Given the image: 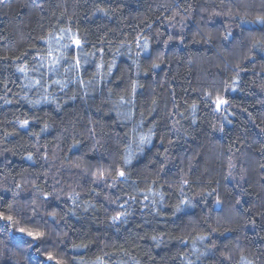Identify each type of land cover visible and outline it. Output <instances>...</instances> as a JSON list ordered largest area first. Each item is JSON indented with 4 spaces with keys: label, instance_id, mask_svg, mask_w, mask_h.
I'll return each instance as SVG.
<instances>
[{
    "label": "clouds",
    "instance_id": "1",
    "mask_svg": "<svg viewBox=\"0 0 264 264\" xmlns=\"http://www.w3.org/2000/svg\"><path fill=\"white\" fill-rule=\"evenodd\" d=\"M196 9L199 19L194 21L195 30L190 32L189 21ZM217 17L226 18V22L222 26L210 27ZM258 17H264V0H192L185 4H177V0H151L146 13L125 19V22L128 19L133 22L129 25L133 33L139 32L141 47L137 48L134 35L130 37V46L129 38L109 45L111 58L107 54L97 58L105 65L102 76L101 70L96 68L85 71L82 77L81 69L89 61L82 63L77 70L70 67L72 56L67 55L65 61L69 72L64 77V86L58 92L47 93L41 87L35 94L40 98L47 95V100L35 103L37 99L30 94V89L23 86L12 99L6 92L0 94V101L5 104L20 103L22 108L24 104L29 106L26 111L13 112L11 120L5 118L0 121V212L15 216L18 221L15 227L26 224L43 230L45 239L38 243L47 245L51 241V250L61 257L64 264L94 262L78 259L67 251L69 247L79 249L82 247L78 246L84 244L83 241L77 243L70 235L73 219L89 212L93 217L101 213L99 223L105 226L104 232L124 236L127 232L125 222L137 214V209L145 208L147 212L141 211L139 215L152 230L146 228L142 233L125 238L129 250L122 253L128 257L124 264H129V261L131 264H152V248H138L135 256L131 253L132 245L138 244L141 239L150 241L153 248L171 241L186 247L185 236L206 237L204 246L222 257L223 264H238L236 255L239 248L218 246L213 237L240 224L242 218L238 220L232 215H219L217 202L205 203L207 196L198 190L202 181L193 178L187 183L185 191V172L190 168L191 161L186 164L181 156L177 162V157L171 152L174 145L169 137L171 130L182 127L181 120L189 119L187 112L193 104L192 92L206 101L205 93L209 89L212 94L224 90L217 87L220 83L218 78L209 80L198 75L194 80L190 79L189 66L205 54L185 49V41L191 38V42L211 43L213 49L219 52L225 44L232 46L229 37L233 28L264 27L253 23ZM250 37L251 33L245 39ZM253 49L252 44L246 51L241 49L228 59L226 67L230 65L232 74L239 75L243 61L255 54ZM258 49L264 54V50ZM120 57L126 59L121 61ZM129 59L131 63L127 62ZM165 63L176 67L169 69L168 76L161 78L159 65ZM117 68L119 71L113 76ZM117 77L123 83L113 87ZM174 81H183L182 94L179 88L175 92L171 89ZM261 87L264 89V83ZM177 95L188 100L187 107L180 104L184 114L177 107ZM112 97H123L131 119L115 114ZM70 101L75 108L72 114L66 107ZM23 121H28V124H23ZM141 133H150V142L139 149L135 158L126 160L129 145ZM157 134L161 143H167L163 152L153 144ZM260 150L264 151V146ZM17 156L21 162L13 163L12 158ZM121 169L125 171L123 178L118 175ZM174 176L179 179H173ZM220 179L227 177L222 175ZM141 193L144 194L142 198ZM153 193H156L155 200ZM124 197L128 199L124 200ZM184 200L189 203L184 205ZM121 201L127 204L123 209L127 215L113 222L112 217L122 210ZM163 217H174L167 224L176 225V231L169 227L161 233L159 224ZM0 229L32 247V242L25 236L11 232L7 223H0ZM246 239V236L243 237V240ZM116 247L114 242H106L100 253L110 256V250ZM176 255L179 256L180 252ZM145 256L149 259L144 260Z\"/></svg>",
    "mask_w": 264,
    "mask_h": 264
},
{
    "label": "trees",
    "instance_id": "2",
    "mask_svg": "<svg viewBox=\"0 0 264 264\" xmlns=\"http://www.w3.org/2000/svg\"><path fill=\"white\" fill-rule=\"evenodd\" d=\"M186 2L191 3L192 0H177V4ZM150 4L151 0H0V94L6 92L9 99H12L23 86L30 89V94L35 99L40 98L35 95L39 88L26 87L28 81L23 74L16 71V66L36 64L48 48L46 41L49 33L65 36L61 43L69 44L66 50L69 56L79 54L83 58L84 53L95 50L94 56L87 57L89 63L81 69V76L83 77L85 71L96 70L97 64L102 63L97 58H102L106 54L111 58L109 45H114L117 41L124 42L125 38H129L130 46L131 36L139 38V32L133 33L129 26L133 22L130 19L125 22V19L146 13ZM197 19H199L198 9L194 10L193 19L189 21L190 32L195 30L194 21ZM225 22L226 18L217 17L209 26H222ZM140 27L143 28L144 25ZM61 29H70V32L61 33ZM72 33L77 34L82 40V48L77 49L67 39ZM249 33L251 37L245 39ZM241 40L243 43H240ZM253 40L264 42V27L233 28L229 37L232 46L225 44L219 52L213 49L211 43L191 42V38L185 41L183 45L185 49L203 51L205 54L203 57H197L189 66L190 79L194 80L198 75L209 80L218 78L220 83L217 87L225 89L226 83H232L238 77L239 84L234 90H218L212 94L214 98L219 93L229 101L226 111H216L211 99L202 100L198 93L192 92L191 101L197 105L195 122L190 109L187 112L189 119L181 120L182 127L171 130L169 137L174 145L171 152L177 157V162L179 163L181 156L185 158L186 164L191 161L190 168L185 172L187 177L185 181L189 183L193 178L202 181L198 190L203 191L207 196L205 203H215L219 199V215H232L238 220L242 218L240 224L234 225L226 232L217 233L218 239L213 237L218 246L232 245L239 248L236 255L238 264H240L241 255L253 264H264V151L260 150L264 146V89L261 87L264 83V70H262L264 54H261L258 48L253 49L255 54L243 61L239 75L232 74L230 65L226 67L228 59L241 49L246 51L247 47L253 44ZM53 46H56L55 41ZM171 48L172 46L169 45L170 50ZM33 57H36V60ZM125 59L126 57H120L121 61ZM127 62L131 63V60ZM64 67H67V61L62 62L57 72H50L46 67L40 69L45 73L46 83L51 85L48 92L59 91L60 87L52 84V81L64 79L67 75L63 73ZM159 67L162 69L160 76L163 78L168 76L169 69L176 65L165 63ZM118 71L119 68L112 75L116 76ZM29 75L40 77V73H29ZM122 83L117 77L113 81V87ZM182 85L183 81H174L171 89L175 92L179 88L182 94ZM207 93H211V89L205 95ZM176 100L177 107H180V104L188 106L187 98L181 99V95H177ZM117 101L118 97H112L111 105L115 114H117ZM28 107L27 104H24L22 108L20 103L5 104L0 101V121L5 118L11 120L13 112L26 111ZM66 107L70 114L75 112L73 102L70 101ZM120 109L127 111L125 105L120 106ZM171 110L174 111V109ZM180 112L184 114L183 107H180ZM15 138L14 136L13 139ZM160 139L157 134L153 144L157 145L160 152H163L167 143H161ZM132 149L133 158H135L139 154V149L135 144H132ZM12 162H21L20 157H13ZM229 172L231 175H228ZM242 174L243 179H241ZM222 175L227 179L221 180ZM173 179H179V177L174 176ZM187 183H185V191H187ZM165 190H167L166 187ZM143 195L141 193V198ZM184 198L187 199L186 196ZM127 199L128 197H124V200ZM143 202L147 203V201ZM121 204L127 207L124 201H121ZM141 211L147 212V209H137V214L125 222L124 229H127V232L124 236H113L112 233L104 232L105 226L99 223L101 213L93 217L89 212L73 219V231L70 235L77 243L83 241L86 247L79 249L69 247L68 253L78 259L95 261L97 257H102L107 264H124L128 257L123 256L122 253L129 250L125 238L142 233L146 228L149 231L152 230L143 222L144 218L139 215ZM4 214L7 215V213ZM13 217L17 224V218ZM169 219L174 217L161 218L159 224L161 233L169 227L176 231V225L167 224ZM0 223L6 222L0 220ZM20 227L44 232L26 224H19V227L10 226L11 232H15L18 236H25L32 242V247H29L27 243L6 235L0 229V264H55V261L47 259L49 254L61 259L55 251L51 250V241L47 245L38 243L45 239V235L40 240H33L26 233L18 232L17 229ZM177 234L180 233L177 232ZM245 236L247 239L243 240ZM193 240L196 241L195 246H193ZM184 241L186 247L178 246L177 241H171L153 248L150 241L141 239L138 244L134 243L130 250L135 256L138 248L146 246L152 248L150 257L152 264H187L188 260H191L193 264H218L219 260V264H223L222 257L213 254L204 246L205 241L187 236L184 237ZM106 242H114L117 245L115 249L110 250L112 253L110 256L100 253V249ZM194 249H198V252ZM178 251L179 256L176 255ZM184 253L188 255L185 256ZM148 259V256L144 257V260ZM129 264H131L130 261Z\"/></svg>",
    "mask_w": 264,
    "mask_h": 264
},
{
    "label": "snow or ice",
    "instance_id": "3",
    "mask_svg": "<svg viewBox=\"0 0 264 264\" xmlns=\"http://www.w3.org/2000/svg\"><path fill=\"white\" fill-rule=\"evenodd\" d=\"M253 23H256L257 25H264V17H258L256 21H254ZM61 33H65V32H70V29H61L60 30ZM41 39H44L43 37H41ZM65 39L64 35H54L53 33H49V38L46 41V43L48 44V48L45 51V54L43 56L40 57V59L37 61L36 64H23V65H17L16 66V71L23 74L25 79L28 81L26 87L32 88V87H38L41 88L43 87V90L45 93L48 92V88L51 87V85L47 84L44 82L43 77L45 76V73L41 72L40 69L41 68H47L50 72H57L59 67L61 66L62 62L65 61L68 56H67V52L66 50L69 48V44H62L61 42ZM68 40H70L72 45H75V47L77 49L82 48V40L78 37L77 34L72 33L71 35H69L67 37ZM53 41H55V47L53 46ZM136 45L137 48L141 47V40L140 38H137L136 40ZM144 47H148L147 44L143 45ZM253 48H261L262 50H264V43L261 42H257L255 40H253ZM57 53H59V55H57ZM95 55V53H84V57L82 58L81 55L77 54L75 56H72V64L70 65V67L75 68L77 70H79L81 68L82 63H87L88 59L87 57L89 56H93ZM19 59V58H17ZM34 60H36V57H33ZM105 67V65H103L102 63H98L97 64V69L98 70H102ZM63 72L65 74H67L69 72V67H64L63 68ZM29 73H40V77L36 78L35 76H30ZM102 76V73H101ZM65 80L64 79H56L54 81H52V84L57 85L59 87H63L65 84ZM80 83L83 85L84 81L81 78ZM90 83V82H89ZM239 84V80L238 77L236 79H234L232 81V83H226L225 84V91L229 90V89H235ZM133 93H135V82L133 83ZM206 98L211 99L212 103H214L215 105V110L216 111H221V110H227V105L229 103V101L221 94H216L215 97H212V93H207ZM41 99L43 100H47L48 96L45 95L42 98H39L35 101V103H40ZM125 101L123 99V97H120L118 99V101L116 102V110H117V114L119 116H121L124 119H131V113L127 112V111H122L120 109V106L124 105ZM191 109L193 112V122H195V112L197 109V105L195 103H193L191 105ZM23 124H28V121H23ZM133 132H135V129H133ZM151 140V135L149 134H144L141 133L139 134L137 137L134 138L133 144H135L137 146L138 149H142V147L146 144L149 143ZM133 159V149H132V144L129 145L128 148V152L126 154V160H131ZM118 175L123 178L125 176V171L123 169H121L118 173ZM230 175V173H229ZM184 183H187V181H185ZM148 197L146 196L145 199H147ZM156 198V193H153V200H155ZM162 198V195H161ZM217 204H220L219 199H217ZM189 202L187 200L183 201L184 205H187ZM120 208L122 209L120 212H118L114 217H112L113 222H117L122 220L127 213L125 211H123V209L125 208L124 204L120 205ZM177 210H179V206H177ZM0 220L5 221L9 226L15 227L16 225V220L12 215H5L3 212H0ZM18 232L25 234L28 237H31L33 240H40L44 237L45 233L42 231H33V230H28L24 227H20L17 229ZM153 239L155 240L156 237L154 236ZM197 240H204L206 239V237L204 236H200L196 238ZM193 246H195L196 241L193 240ZM78 247H86V245L82 244ZM196 252H198V249H194ZM47 259L49 261H55V264H64V261L62 259H58L56 256L49 254L47 256ZM93 264H105V261L103 260L102 257H97V259L93 262ZM187 264H193V262L191 260H188ZM240 264H253L252 261H249L246 259V257H244L243 255H241L240 258Z\"/></svg>",
    "mask_w": 264,
    "mask_h": 264
}]
</instances>
